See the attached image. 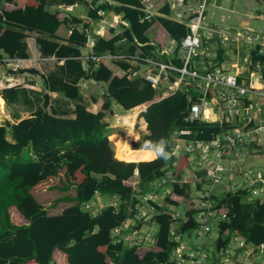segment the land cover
<instances>
[{
  "label": "trees",
  "instance_id": "1",
  "mask_svg": "<svg viewBox=\"0 0 264 264\" xmlns=\"http://www.w3.org/2000/svg\"><path fill=\"white\" fill-rule=\"evenodd\" d=\"M7 1L24 6L25 9L20 10L21 24L24 16L23 25L49 32L51 36L65 20L80 22L79 19L64 20L56 13L46 11L43 2L31 6L25 0ZM117 1L123 4L99 5L91 12L92 17H98V11L106 8L123 12V19L130 25L126 36L131 40L136 37L141 42H148V48H163L168 35L181 39L188 32L185 24L163 17L172 13L166 0H159L163 3L160 15L151 21L143 20L145 13L139 0ZM9 14V10L0 11V21L5 23V33L0 35V51L3 49L10 55L26 56L25 45L19 44L24 34L4 19V16L9 18ZM30 18L31 21L27 20ZM155 25L158 26L157 35L150 42V33ZM86 40L84 33L73 31L72 44L82 45ZM38 43L44 54H81L79 48L72 44L62 45L53 38L38 37ZM102 44L114 50L113 42L98 41L94 47L96 53L102 52ZM260 47L258 44L252 49V60H260L264 67V54H257ZM67 63L77 67L78 76L90 75H87L82 62L69 58ZM91 72V78L96 80L108 81L112 76L104 65L96 70L91 67ZM76 82L64 83L65 95L76 103L74 119L49 114L46 111L48 103L45 102L34 116L11 125H0V264H181L174 255L177 247L182 245L176 237L181 235L183 239L185 233L198 231L200 222L194 208H188L184 218H175L168 210V205L180 206L190 202L185 186L178 181L173 183L172 190L165 197L166 207L156 206L158 211L152 221L158 224L159 229L149 248L127 246L112 237L115 228L135 216L139 193L147 191L153 181L165 175L174 155H169L167 160H122L116 147L111 145V138L104 132L103 118L110 112L113 100L126 110L139 104L147 106L143 116L148 122L149 134L135 142L134 148L142 149L145 141L155 144L164 140L168 153L172 151L171 134L176 129H189L190 133L182 136L195 144L212 140L224 127L233 124L186 120L197 97L191 83L184 86L188 91L180 88L174 95L155 102L160 94L150 83L138 87L127 77L115 76L110 81L102 110L94 112L83 101ZM10 89L2 92V98L8 105L15 94L14 89ZM146 101H150L149 104H142ZM118 147L117 143V150ZM188 159L187 155L177 159L176 178L179 179L181 170L190 164ZM136 171L140 192L131 181ZM97 193L116 196L118 205H108L93 215L82 206ZM54 194H58L57 198L48 200ZM248 194L246 188L231 190L216 199L212 209L219 215H226L217 223L218 236L214 247L218 253L228 248L236 233L255 246L264 243V202L250 201ZM179 221L181 224L173 237L172 225Z\"/></svg>",
  "mask_w": 264,
  "mask_h": 264
},
{
  "label": "crops",
  "instance_id": "2",
  "mask_svg": "<svg viewBox=\"0 0 264 264\" xmlns=\"http://www.w3.org/2000/svg\"><path fill=\"white\" fill-rule=\"evenodd\" d=\"M25 1H27V4L31 6H37L38 3L43 2L46 11L56 13L57 16L63 18L64 20L74 19V21H76V19H79L80 22H66L65 20L55 30L54 35L51 36L49 32L36 30L31 26L23 25L24 16L22 17L21 24L20 10L25 9L21 3L14 4L12 2H8L7 0L0 1V11L5 9L9 10L10 13L9 18L4 16L5 21L8 22L9 25L14 26L15 29L19 31V33L24 34L23 39H19V44H24L26 49V56H19L18 54L10 55L3 49H1L0 51V125L6 123L7 120L10 121L11 125L14 123H18L19 121L25 118L34 116V114L42 107L45 102L48 103L46 111L49 114L54 115L57 118L74 119L76 117V103L75 101L67 97L64 93V83L71 81H77L76 86L78 88L79 94L83 98V101L88 105V109L94 112L102 110V104L105 100L106 95L108 94L107 89L113 77H127L129 81H132L134 83L136 82L138 87H142L146 82L151 84V82L143 76L146 73L149 65L146 64L144 61L137 62L141 60H136V56L143 55L149 57L150 59L161 61L163 63H171L177 68H181L184 65L183 57L185 51L183 46L181 45V42L190 31L189 14L186 11V4L179 5V3L176 1L169 2L172 8V13L163 16L172 21L185 24L188 30L187 34L181 39L172 37L170 35L167 36V42L165 45L166 47L170 46L173 40L175 41L174 51L168 54L160 53V50L158 49L162 48H148V46L150 45L148 42H141L136 37H134L132 40L129 39L126 36L125 32L130 25L127 21L123 19V12H116L111 8H106L100 9L98 11V17H92L93 14L91 12L99 5L108 3L112 5L123 4L117 0ZM139 1L141 5L140 8L142 10V1ZM191 1L193 2L196 0ZM222 1L223 0H210L206 11V20L208 27L224 31L227 36H229V39H227V44L223 45L222 42L217 39L207 40L204 38L202 44L205 47H209V52L211 53V56L197 57L195 60L197 64H195L194 62L191 68L197 70L201 74L212 72L213 70L217 72L218 70H220L224 73L237 74L238 80L242 85H249L252 83H254L255 85H262L264 84V67L259 71V77L256 76L255 79H253V75L251 73L253 72L254 67L249 63V61H253L251 54L252 49L256 48L258 44L261 45L260 41L254 40L255 37L261 34V32H258L254 27L250 26L248 19H243V21L241 22L242 27H224L222 26L221 21H226V17L230 16V12L233 11L235 5L246 9L245 11L236 9L238 14L241 13L243 16L249 17L251 19L259 17L260 19H263V23L264 11L257 10L260 11V14H257V11L253 12L254 5L258 0H225L226 4H224ZM162 5L163 3L161 4L159 1L156 2L154 17L160 15V7ZM209 5H212L215 8L223 9L225 11V13H223L221 16V19H217L215 17V12H211L213 20L212 22L208 20V18H210ZM27 20L31 21L32 18ZM4 26L5 23L0 21V35H3L5 33L3 29ZM157 30V25L152 27V32L150 33V42L155 40ZM245 30H248L249 32ZM73 31L84 33L86 35L87 40L85 44L80 45L79 43H71V36L73 34ZM38 37H43L45 39L53 38L55 41L59 42L62 45L72 44L71 46L77 47L81 50V54L77 56H58L55 53L44 54L40 50ZM91 41H93V45L91 44ZM98 41L113 42L114 50H110L106 44H102V52L96 53L94 47L98 43ZM262 46L264 47V45ZM146 48L148 49L146 50ZM91 53H95L96 55H114L116 57L95 61L86 58V56L90 55ZM8 58L17 59L18 63H8L5 61V59ZM69 58L75 59L78 62H82L84 69L88 71L87 75H90L78 76L77 67L73 64L70 65L67 63V59ZM130 58H132V60L134 61H132ZM231 63H233V66L237 67V69L230 68L229 65ZM243 64H245V69H243L244 71L239 68V66ZM101 65L107 67V69H109L112 73L110 80L105 81L91 78V67H94V70H96V68ZM134 70H138L140 75L132 77L129 76V74L132 73ZM177 75L178 73L174 71V74L172 76L170 75L169 83H161L158 86H153L151 84L152 87L156 89L160 94L157 99H154L155 102H158L168 96L174 95L178 91L177 90L173 92L169 87V84L173 83L176 80L175 76ZM246 76H248L247 79H245ZM198 82L199 81H196L193 78H188L185 82V85L188 86V84L191 83V87L193 88L192 90L197 93V97L195 98L196 100L194 102L207 103V105H205V108L206 114L209 116V118L204 119L203 121L220 122L221 124L224 122H229L233 124L231 127H224L220 131V133H218L214 138L224 134L226 130L236 129L238 126H240L243 122L241 116L240 119H238L237 121L234 119V117L228 116L226 104L223 103L221 100V90L219 88L213 87H209L207 89L206 83L204 81H201L200 83ZM184 86L181 88V90L185 89V91H188ZM10 88L14 89L13 93L15 94L12 102L8 105V103L2 98V92L3 90H8ZM149 102L150 101H146L142 104H149ZM248 104L249 101L247 99H240L238 102V111H240L242 106ZM129 112L130 110L124 109L119 103L116 102V100H113L110 112H108L103 118L104 132L107 133L111 138V145L113 147H116V152L117 143L120 144L117 153H119L122 147L125 146H130L131 150H144L143 148H134V143L138 142L142 136L149 134L148 122L143 116L144 112L139 115H136L133 118L130 117ZM144 124H147V126L145 127ZM254 125L255 122L253 123V120H251V122H249V127H254ZM255 127H258V125H256ZM176 131L177 129L174 130L171 134V147L172 150H174L173 147H175V151L178 150V152H180L181 154L185 147H187V145L192 142L186 138H183V136H177ZM260 131L262 132L264 130ZM130 132L131 134L137 132L134 138H131L132 141L131 139L128 140ZM261 132L257 135L258 137L262 136ZM9 138L11 139L10 136ZM214 138L212 140H214ZM247 139L250 140L249 137H247ZM212 140H202L198 141L197 143L210 142ZM242 149V162L239 164L240 168L238 170V173L233 172V168H231L230 170L229 167L227 168V171H229L228 173L226 172L227 175L223 184H226L228 182V179L230 178L229 182L231 183L232 188L226 189V185H224V189H222L224 190V194L231 190H240L238 185L233 186V184L236 182H233L232 180L237 175L239 176L238 179H240L242 172L245 170L252 171L251 169L247 168V163L249 161H252V159L257 161L263 160L262 155L264 154V147H247L246 145V147H242ZM255 149L257 150L254 151ZM211 151H213V149H211ZM211 151L208 155L209 158H212L213 156ZM199 153L200 152L195 149V153L193 154L200 157ZM172 154L174 155V158H176V162H178L177 159L180 156L176 153ZM193 154L191 155L192 159L190 158V155L187 154V156H189L188 161L190 164L181 170V176L178 179L179 183H181L180 179L185 178V176L192 175L193 177L190 178L191 181L181 183L185 185L186 192L190 196V199L193 196V189L191 188L193 187L192 185H195L197 190L205 189V191L209 192V195L211 196L217 198L221 197V195H219V192H212L214 186H212L211 181L208 177L209 168L207 166L204 167L202 165L197 164V162L194 161L195 157ZM153 158V155L150 158L139 157L135 161H141L146 159L153 160ZM228 158L231 160L232 155H229ZM214 160H216V158ZM176 167L177 163L176 166H173L172 164L168 165L165 171V175L153 181L149 186L148 190L145 192H140L139 179L137 174L134 176L136 178L135 180L133 179L134 177L131 179V181L133 182V186L140 192V200L138 204H140L142 208L154 207L157 213L158 210L156 206H160L161 208L163 207V201L165 203V197L172 190L173 183L177 181V178L175 176ZM261 169L262 168H260V170ZM170 179L174 180L171 186H169ZM195 180L196 183L193 184ZM136 185L138 187H136ZM111 198L113 199V201L109 202ZM206 199L207 195L205 196V201ZM118 201L119 200L116 196L97 193L96 196L90 201V204L93 205L92 207L95 210V214H92L96 215L99 211L105 208L104 206L106 203H108V205H118ZM210 202L211 204L208 208L204 207L201 204H197L194 209L200 212V214L202 215L201 219L204 221V223L209 224L214 222L210 225L215 226V231L216 229L218 231L217 223L219 222L220 215L217 212L214 214L212 213L214 211L212 207L215 204V201ZM206 203L208 202L206 201ZM180 206H183L184 208L181 209ZM180 206L168 205V207H170L169 211L173 212L172 208H176L179 212L178 215L181 214L180 216L184 218L187 209L193 208L191 206V202L186 205L183 204ZM138 214L139 208L135 216L128 218V222L131 226L130 230L126 228V231L129 232L133 230H139L142 237H146L144 239L146 241V239L148 238V234L153 237L156 234V232H153L151 229V225H153L154 222L152 221V218L148 221L144 219H139ZM180 216L175 217L181 218ZM201 224L202 223H200V227ZM217 231L214 233H204L201 232L200 228L198 229V231H194L195 236L197 237V243L195 242L194 245H191L188 242V238L185 235H183V239L181 238V235L177 236L176 240L182 243V247H179L180 249L178 248L179 250H176L174 252V255L176 256L177 253L178 255H182L185 259V262L187 263H221L222 256L215 249L212 253L208 252L209 257L205 260L203 257H200L201 255H199V252L202 251L204 247H206V249H210L211 241L213 239L215 240V238L218 236ZM112 237L114 238V240H116V237L118 236L113 235L112 232ZM137 237L140 238L139 235H136L133 238ZM153 243L154 242H151V244ZM132 245H137L134 240H131V246ZM187 249L188 251L187 253H185V250ZM227 250H229L230 252H234V259L239 260L241 262L240 264H264V243L258 246H255L251 243H245L244 246H239L238 242L232 240ZM189 254H194L193 256H196L197 260ZM177 258L178 260H180L181 264H184L182 261L184 259H182V257ZM199 259L204 261H200ZM211 259H213V262H210Z\"/></svg>",
  "mask_w": 264,
  "mask_h": 264
},
{
  "label": "built area",
  "instance_id": "3",
  "mask_svg": "<svg viewBox=\"0 0 264 264\" xmlns=\"http://www.w3.org/2000/svg\"><path fill=\"white\" fill-rule=\"evenodd\" d=\"M142 1V10L145 13L144 20H151L154 15H155V9H156V2L159 0H141ZM167 2H173L176 1L179 3V5H184L186 4V11L189 14V33L185 36V38L182 40L181 45L184 48V65L181 68H177L171 63H163L161 61H157L154 59H150L147 56H136V60H141L137 62H142L144 61L146 64L149 65L146 73L143 75L147 80L151 82L153 86H158L161 83H169L170 80V75L172 76L174 74V71L178 73L177 76H175L176 80L173 83L169 84V87L171 91H177L180 89L181 84L186 82L188 78H193L196 81H204L206 83L207 89L209 87L213 88H219L222 92L221 94V100L223 103L226 104V110L228 112L229 117H234L235 120H238L239 111H238V102L240 99H247L249 101L248 105H245V108L247 106H251V99L250 94L248 93H254L258 95L262 100L264 101V84L262 85H255L254 83L249 84V85H242L239 80L237 74H232V73H224L223 71L218 70L215 71L213 70L212 72H207L205 74L199 73L197 70H194L191 68L192 64L195 62L197 57H202V56H211V53L209 52V47L208 46H203L202 41L205 39L207 40H212V39H217L222 42L223 45L227 44V39H229V36L224 31L217 30L214 28L208 27L207 20H206V11L208 7V3L210 0H196V1H191V0H166ZM175 2V3H176ZM183 3V4H182ZM261 38H264V26L262 29V35L257 36L256 41H259ZM91 44L93 45V41H91ZM175 41H172V44L170 46H164L160 50V53H170L174 51L175 49ZM177 45V44H176ZM174 46V47H173ZM210 54H209V53ZM262 50L258 52L259 55L262 54ZM116 56L114 55H96L95 53H91L90 55L86 56L88 59L92 60H104V59H109V58H115ZM132 60V58H130ZM4 61V60H3ZM6 62L8 63H14L17 64L18 60L13 59V58H8L5 59ZM134 61V60H132ZM212 63V62H211ZM251 65H253L254 70L253 72L257 77H259V71L262 69L263 64L261 61H249ZM213 65V64H210ZM157 69V71H156ZM252 72V73H253ZM131 74V75H130ZM129 76H138L139 71L134 70L132 73H130ZM255 76V77H256ZM257 87V89H255ZM205 105H207L206 102L203 103H197L194 102L189 111V115L186 118V120L193 121L196 119H208L209 116L206 114V108ZM264 106V105H263ZM147 110V106L143 105H138L132 109H130V117L133 118L136 115H139ZM146 127L147 124H144ZM260 128V130H264L262 127H256ZM236 130V131H235ZM190 133L189 129H177L176 134L177 136H182V135H187ZM249 134V131H244V132H239L237 129H229L226 130L224 134L216 137L214 140L210 142H201V143H189L187 147L181 152V154L185 155H191L195 152V149L198 151H210L213 149V156L212 158H204L199 161H197V164L202 165V166H207L209 168L208 171V177L209 180L211 181L212 185H222L225 177L228 173V171L231 169L230 162L231 160L228 158L230 153L231 146H235L239 143L240 140H244V137ZM248 137V136H246ZM198 146V147H196ZM229 148L228 151L223 153V150L226 148ZM171 153H176L177 155L180 154L178 150L175 151L172 150ZM216 158V160H214ZM229 167V170L227 171V168ZM262 169L259 171H243L241 174V178L238 179V182L234 183L233 186L239 187V189H247L249 191V194L247 195V199L250 201H255L259 200L261 202H264V167H261ZM227 172V173H226ZM137 174V171H136ZM138 175V174H137ZM185 180H188L186 182L191 181L190 178H184ZM196 183V180L194 181L193 184ZM93 205L90 204V202H87L84 204V209L91 211L93 214H95V210L92 207ZM206 208L209 207V205L204 206ZM139 208V214L138 218L139 219H144L148 221L151 219L155 213L156 209L154 207H147V208H142L140 204H138ZM213 214L216 213L214 210L212 212ZM211 214V212H210ZM225 214L220 215V219L222 220L225 218ZM129 222L127 221L126 224ZM123 225V228L126 226ZM130 223L129 226L125 227L130 230ZM122 227V226H121ZM201 232H213V226L207 223H202L201 224ZM115 231L119 232L120 229L117 228ZM130 233V240H134L137 245H142L143 242H145L146 237H142L140 234L139 230H133L129 231ZM139 235L140 238H133L134 236ZM150 234L147 235L149 237ZM139 240V242H137ZM233 241L238 242L239 246H244L245 241L244 238H241L238 236L236 233L233 238ZM231 240V241H232ZM221 264H240L241 262L239 260L234 259V252H230L229 250H223L221 251ZM206 259V258H205Z\"/></svg>",
  "mask_w": 264,
  "mask_h": 264
},
{
  "label": "rangeland",
  "instance_id": "4",
  "mask_svg": "<svg viewBox=\"0 0 264 264\" xmlns=\"http://www.w3.org/2000/svg\"><path fill=\"white\" fill-rule=\"evenodd\" d=\"M222 2L224 4H226V1L225 0H223ZM236 9L243 10V11L246 10L245 8H241L240 6H236L235 5L233 11L230 12V16L229 17H226V21L225 22L221 21L222 26H224V27L225 26H228V27H231V26L242 27L241 22L243 21V19H248L249 20V23H250L249 25L252 26V27H254L258 32H261L260 35H262V29H263V25H264L263 19H260L259 17L258 18L251 19L249 17L243 16L241 13L238 14L237 11H236ZM209 10H210V12H209L210 18H208V20L210 22H212V20H213L212 19V13L211 12H215V17L217 19H221L222 14L225 13V11L223 9L215 8L212 5H209ZM257 10H263L264 11V0H258L256 2V4L254 5V8H253V12L254 11H257ZM245 31L249 32L248 30H245ZM256 38L257 37H255L254 40H256ZM259 41H260V44H261L260 45L261 48H259V52L262 50L263 51L262 54H264V47L262 46V45H264V38H261ZM195 64H197V62H195ZM229 66H230V68L237 69V67H234L233 66V63H231ZM239 68H241L242 71H244L243 69H245V64L240 65ZM247 70H248V68H247ZM251 74L253 75V79H255V76H256L255 73L253 72ZM247 77L248 76H246L245 79H247ZM184 85H185V82L183 84H181L180 88H182ZM255 89H257V87H255ZM248 94H250L251 99H253L251 101V106H247L245 108V105H244L240 109L239 114L241 116V119H243V122L236 129L239 132L249 131V134H247L246 136H248L250 138V140L247 139V137L245 136L244 137V140H240L237 145L231 146V147H235V148H231L230 149V152H228V153H230L232 155V158H231V162H230V166L229 167L233 168V172H237V173H238V170L240 168L239 167V164L242 162V155H243V153L241 152L243 150L242 147H246V145H247V147H264V131L261 132L260 131V128H256L255 127L256 125H258L259 127H262L264 129V106H263L264 105V101L262 100V98H260L258 95L254 94V93H248ZM238 119H240V117H238ZM251 120H253V123L255 122L254 127H251V126L249 127V122H251ZM260 132H261L262 136L261 137H258L257 135ZM136 134H137V132L134 133V134H131V132H130V135L128 137V140H129V138L130 139L131 138H134V136ZM114 144H115V142H114ZM119 146H120V144H119ZM130 148H131L130 146H128V147L125 146V147H122V149L119 151L118 154H119V156L123 160L135 161L139 157H145V158L152 157V153L149 152V151H146V150H137L136 151V150H131ZM173 148H175V147H173ZM228 149L229 148L227 147L225 150H223V153H225L226 151H228ZM256 150L257 149H255L254 151H256ZM210 151L209 150L208 151H205V152L198 151V152H200L199 153L200 154V157H198L195 154H193L194 157H195L194 158V161L197 162V161H199L201 159L207 158L208 155H209V153H210ZM117 152H118V150H117ZM171 152H169V155H173V154H170ZM211 152L213 153V151H211ZM182 155H185V154H179L180 157ZM262 156H263V160H261V161H257V160H254V159H252V161H249L247 163V168L251 169L253 172L259 171L261 167H264V154ZM176 163H177L176 162V158H174L173 163H170V164H172L173 166H176ZM185 177L192 178L193 176L192 175H188V176H185ZM229 177H230V175H229ZM238 178H239V176L237 175V176H235V178L232 181L233 182H238ZM133 179L135 180L136 178L134 177ZM229 179H228V182L226 184H222V185H212V186H214V188L212 189V192L213 191L214 192H219V195H221V197H222L224 195V190H222V189H224L223 188L224 185H226L225 186L226 189L232 188L231 183L229 182ZM173 181L174 180L170 179L169 186L172 185ZM177 181H178V178H177ZM186 181H188V180H185L184 178L183 179H180V182L181 183L182 182H186ZM192 186L193 187H191V188L193 189V196L191 197L190 202H191V206L193 208H195V206H197V204H201L203 206H206V205H210L211 204L210 201H216L217 197H214V196L209 195L210 193L207 192V191H205V189L204 190H202V189H198L197 190L196 187H195V185H192ZM136 187H138V186L136 185ZM62 194L63 193L61 192L60 195H62ZM206 195H207L206 201L208 203H206V201H205V196ZM57 196H58V194H54L53 196L49 197L48 200H52L54 198H57ZM111 201H113L112 198L109 200V202H111ZM107 205H108V203H106L104 207H106ZM164 207H166V206H165V203L163 201V207L162 208H164ZM180 208L183 209L184 207L183 206H180ZM169 209H170V207H168V210ZM172 210H173V212L172 211L171 212L174 213V215H173L174 217L181 215V214L178 215L179 214L178 209L172 208ZM49 212L51 213L52 210L50 209ZM180 217L182 218V216H180ZM201 217H202V215L198 211V219H199V222L200 223H204V221L201 219ZM175 218H178V217H175ZM127 221H128V219L123 223V225H125ZM213 223L214 222L209 223V224H213ZM180 224H181L180 221L173 223L172 228H171V234L173 235V237H174V234H175V229L179 228ZM215 225H216V223H215ZM126 226L128 227L129 226V223L126 224ZM151 226H152V228H151L152 231L157 233V231L159 229L158 224L155 222ZM125 227L124 228L123 227H120V226L117 227V228L120 229L119 232L115 231V229H117V228H115L113 230V235L118 236V237H116V241H123L127 246H131L130 233L128 231H126V228ZM215 228L216 227L213 226V232H210V233L216 232L217 229L215 231ZM217 233H218V231H217ZM185 236L188 238V242L191 245H194V243L197 241V237L195 236V232L194 231H190L188 233H185ZM129 237H130V239H129ZM154 240H155V236L153 237V236L150 235L146 239V241L143 242V244L140 245V246H143L145 248H149L152 245L151 242H154ZM214 241H215L214 239L211 241V243H210V249H206V247H204V249L199 252V255H201L200 257H203L204 260H205V258H208L209 257L208 252L212 253L213 250L215 249V247H214ZM137 242H139V240H137ZM209 242H210V240H209ZM181 246L182 245H180V247ZM177 248H179V247H177ZM187 251H188V249L185 250V253H187ZM189 255H191L192 257H194L197 260L196 256H193L194 254H189ZM176 256L177 257H182V259H184L183 256L182 255H178V253L176 254ZM200 257H198V258H200ZM199 260L200 261H204V260H201V259H199ZM182 261H183L184 264H198V262H196V263H187V262H185V259L182 260ZM215 261H216V259H215ZM210 262H213V259H211ZM51 264H54V263L52 262ZM200 264H202V262ZM218 264H221V263L218 262Z\"/></svg>",
  "mask_w": 264,
  "mask_h": 264
},
{
  "label": "clouds",
  "instance_id": "5",
  "mask_svg": "<svg viewBox=\"0 0 264 264\" xmlns=\"http://www.w3.org/2000/svg\"><path fill=\"white\" fill-rule=\"evenodd\" d=\"M166 142L160 140L158 143H153L152 141H145L142 146L144 150L152 153L154 158H163L165 160L169 159V153L165 151Z\"/></svg>",
  "mask_w": 264,
  "mask_h": 264
},
{
  "label": "water",
  "instance_id": "6",
  "mask_svg": "<svg viewBox=\"0 0 264 264\" xmlns=\"http://www.w3.org/2000/svg\"><path fill=\"white\" fill-rule=\"evenodd\" d=\"M257 14H260V11H257ZM178 124V121L176 122V125ZM6 125H10V121L7 120Z\"/></svg>",
  "mask_w": 264,
  "mask_h": 264
}]
</instances>
